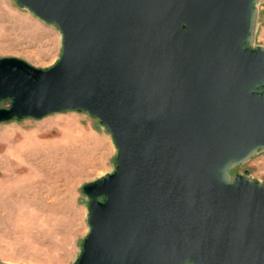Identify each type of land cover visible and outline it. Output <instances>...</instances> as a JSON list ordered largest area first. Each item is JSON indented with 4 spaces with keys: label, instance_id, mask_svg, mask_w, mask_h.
I'll use <instances>...</instances> for the list:
<instances>
[{
    "label": "water",
    "instance_id": "1",
    "mask_svg": "<svg viewBox=\"0 0 264 264\" xmlns=\"http://www.w3.org/2000/svg\"><path fill=\"white\" fill-rule=\"evenodd\" d=\"M16 2L63 52L46 68L0 58V122L85 111L118 149L82 186L74 264H264V181L233 172L264 150L259 0Z\"/></svg>",
    "mask_w": 264,
    "mask_h": 264
},
{
    "label": "rangeland",
    "instance_id": "2",
    "mask_svg": "<svg viewBox=\"0 0 264 264\" xmlns=\"http://www.w3.org/2000/svg\"><path fill=\"white\" fill-rule=\"evenodd\" d=\"M258 8L255 44L264 46V0ZM62 52L54 24L16 0H0V58L46 68ZM117 153L106 126L85 111L0 122V260L74 264L91 230L82 186L113 172ZM246 171L264 181V150L233 169Z\"/></svg>",
    "mask_w": 264,
    "mask_h": 264
}]
</instances>
